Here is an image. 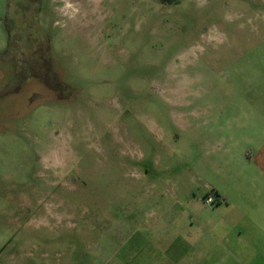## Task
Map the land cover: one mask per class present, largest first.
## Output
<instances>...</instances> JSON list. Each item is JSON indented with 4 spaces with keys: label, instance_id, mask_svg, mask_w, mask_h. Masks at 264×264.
Here are the masks:
<instances>
[{
    "label": "rangeland",
    "instance_id": "rangeland-1",
    "mask_svg": "<svg viewBox=\"0 0 264 264\" xmlns=\"http://www.w3.org/2000/svg\"><path fill=\"white\" fill-rule=\"evenodd\" d=\"M255 123L264 0H0V262L264 264L198 205Z\"/></svg>",
    "mask_w": 264,
    "mask_h": 264
},
{
    "label": "crops",
    "instance_id": "crops-1",
    "mask_svg": "<svg viewBox=\"0 0 264 264\" xmlns=\"http://www.w3.org/2000/svg\"><path fill=\"white\" fill-rule=\"evenodd\" d=\"M248 126L244 127L246 130L244 138L249 146L248 151L245 152L247 161L238 166L236 164L237 167H234L229 175L228 173L223 175L225 185L212 187L211 192L220 195L225 202L218 204V207L212 210L204 203L198 202V205L208 211L207 225L224 236L225 242L232 244V248L239 252V256L249 257L250 262H264V125L255 123ZM201 216L191 215L188 224L190 226L184 228L182 232L178 230L180 234L174 232L167 248L175 249L176 244L181 242L184 243V248L190 245L189 249L201 251L206 240L204 237L194 236L195 233L191 232L196 231V228L193 230L194 220L199 225L198 231L204 227ZM174 235L177 236L176 239ZM155 242L151 239V243ZM150 259V262H115V264H190V262H157L152 254ZM0 264H105V262H0Z\"/></svg>",
    "mask_w": 264,
    "mask_h": 264
},
{
    "label": "built area",
    "instance_id": "built-area-1",
    "mask_svg": "<svg viewBox=\"0 0 264 264\" xmlns=\"http://www.w3.org/2000/svg\"><path fill=\"white\" fill-rule=\"evenodd\" d=\"M224 202L225 200L220 195L213 192L209 193L204 199V203L208 206H215Z\"/></svg>",
    "mask_w": 264,
    "mask_h": 264
},
{
    "label": "flooded vegetation",
    "instance_id": "flooded-vegetation-1",
    "mask_svg": "<svg viewBox=\"0 0 264 264\" xmlns=\"http://www.w3.org/2000/svg\"><path fill=\"white\" fill-rule=\"evenodd\" d=\"M42 1H43V0H41V5H42ZM10 2H11V0H10ZM40 9H41V8H40Z\"/></svg>",
    "mask_w": 264,
    "mask_h": 264
}]
</instances>
